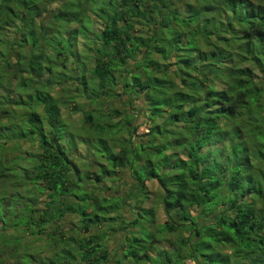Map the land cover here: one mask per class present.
<instances>
[{"label": "trees", "instance_id": "1", "mask_svg": "<svg viewBox=\"0 0 264 264\" xmlns=\"http://www.w3.org/2000/svg\"><path fill=\"white\" fill-rule=\"evenodd\" d=\"M75 138L93 155L81 165ZM26 141L35 151L8 156ZM150 180L162 230L142 207ZM139 226L166 232L148 236L164 245L152 257L129 243L144 242ZM173 253L264 264V0H0V264Z\"/></svg>", "mask_w": 264, "mask_h": 264}, {"label": "rangeland", "instance_id": "2", "mask_svg": "<svg viewBox=\"0 0 264 264\" xmlns=\"http://www.w3.org/2000/svg\"><path fill=\"white\" fill-rule=\"evenodd\" d=\"M136 28L140 29V28H144V27L142 25H138ZM80 43H82V44L84 43L82 41V39H81ZM90 54H92V52H89L88 55L84 56V61L85 62L86 61H91ZM52 91L54 92V94L58 95V93H59L58 92V86L53 87ZM125 98H126V96H123L124 100H126ZM77 102H78V105H80L81 109L85 110V109L89 108V107H86L85 102L82 103V99L81 98L78 99ZM108 105H109V103L105 102V104L102 107L106 110L108 108ZM120 107L124 108V105L121 104ZM37 110L42 114V110L40 108H37ZM21 113H24V111H21V112L17 113L16 114V118H20ZM60 115H61V118L67 123V125L69 126L70 130H75V132H76V130H79L80 128H82L84 126V122H83V119H82V116H81V112L80 111H75L72 102H69L68 106H66V107H64V106L60 107ZM143 132H145V126L144 125L141 126L138 129V133H143ZM92 134L94 135L93 130H90L88 132V136L92 137ZM75 140H76V148H75V151L72 152V158L75 160V163L81 165L84 162L86 163V161H89L91 159V156H93V155H92V153H90L87 150L88 149L87 148V144L81 142L78 138L77 139L75 138ZM61 142L63 144H66V138L62 139ZM25 150L35 151V147L33 145L29 146L27 141L22 143L21 147L18 148V149H16L14 147V145L12 144L11 145V149H9L7 154H8L9 157H12L18 151L24 153ZM114 184L116 186H118V184H120V183L117 181V183L115 182ZM146 186L148 188L147 193L150 194V192H151V195H150L151 199L144 200V203L142 204V207L144 209L147 207L149 213H150V210L152 211L153 214L155 213V216H156L155 219H156V222H157V224L155 226V230H158V229L162 230L164 228L163 225H162L161 228L158 227L157 225H161V224H158V223L163 222L168 217V214H167L166 211H164V205L161 203V201L156 199V198H159V196H160V191H159L160 189H159L158 184H157V182L155 180L148 181L146 183ZM149 208H152V209H149ZM147 209H145V211ZM124 215L128 216L126 212H125ZM146 216L150 217V215H146ZM143 217L145 218V216H143ZM77 220L78 219H77L76 216L68 217L65 220V222L63 223L64 229L65 230L69 229L72 226V224H74ZM77 228L78 227H76V229L74 231H69V234L73 235L75 238H79V237H82L84 235L87 236V235L94 234L93 233L94 229H92L90 232L84 233L80 229H77ZM110 228L111 229H115V225L111 226ZM139 228L141 229V231H146V232H142V234L144 236H138V238L141 237L144 240V242L139 241V242H136L135 244H133L134 242L131 239V240H129V243L131 244V247L136 250L137 256L139 254L144 255V251H146V249H148L149 253L148 252L147 253L149 254V257H152V253L153 252L156 253L158 251L159 247L164 246L161 242L160 243L159 242H153L152 241L153 237L157 241H160L163 238H165L164 234H166V232L164 234H162L161 232L154 231L151 228H150L151 230H148V231L143 226H139ZM113 231L114 230H110V233H114ZM118 235L116 237H113L115 239V241H116V239H118ZM149 235L153 236V237H151L152 239H150L148 237ZM169 237L171 238L172 236H169ZM111 238L112 237L107 238L106 243L110 242L111 243L110 244L111 248H114L116 245H115L114 239L113 238L111 239ZM108 247H109V245H108ZM152 249L154 251H152L150 253V250H152ZM185 249H186V247L181 248V254L184 252ZM46 254H49V253L46 252ZM172 255H173V257L175 259H177L178 264H184L185 259H184V257L182 259V255H181V257H178L179 254H177V253H173ZM128 261L129 260H125L123 262H128ZM138 262H139V264H144L145 261L142 258H138ZM157 262L160 263L159 260H157ZM191 262L192 261L187 260L186 264H191Z\"/></svg>", "mask_w": 264, "mask_h": 264}, {"label": "built area", "instance_id": "3", "mask_svg": "<svg viewBox=\"0 0 264 264\" xmlns=\"http://www.w3.org/2000/svg\"><path fill=\"white\" fill-rule=\"evenodd\" d=\"M145 131H147V130L145 129ZM191 264H196V263L194 261H192Z\"/></svg>", "mask_w": 264, "mask_h": 264}]
</instances>
